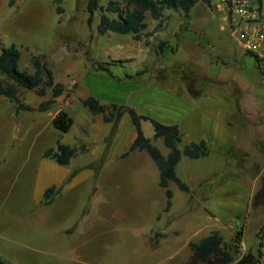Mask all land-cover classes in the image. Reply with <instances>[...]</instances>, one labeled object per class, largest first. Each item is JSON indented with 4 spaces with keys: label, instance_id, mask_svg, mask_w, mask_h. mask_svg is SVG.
Listing matches in <instances>:
<instances>
[{
    "label": "rangeland",
    "instance_id": "1",
    "mask_svg": "<svg viewBox=\"0 0 264 264\" xmlns=\"http://www.w3.org/2000/svg\"><path fill=\"white\" fill-rule=\"evenodd\" d=\"M10 1L0 0V48L12 43L16 45L20 51V70L32 72L31 57L40 56L52 72L56 73V78L63 80L71 89L76 83L77 75L70 64L77 59L92 65L99 64L101 60L108 61L112 69L123 73L122 64H114L110 58L118 57L119 47L125 46L131 40V34L112 31L100 34L96 26L101 11L96 10L92 21L89 22L87 0H59L60 13L53 0H13L12 4ZM107 1L99 0V4L104 6ZM145 21L148 28L143 30L144 33L152 35L154 27L160 30V36L150 42L151 51L162 49V45H166L165 40L174 43V35L189 28L190 31L182 32L188 38L195 37L198 46H201L203 55L198 56V62L207 58L213 66H218V77L224 82L214 79V84L220 82L221 85L218 86L224 89V92L231 98L239 99L245 115L242 121L243 130L248 132L253 128L259 134L255 145L250 141L254 140L253 137L243 139L245 146L236 152L237 160H233L232 153L219 156L211 152L207 158L198 160L182 155L183 158L177 167L178 175L190 188H198L201 185H214V188H217L219 184L230 181L229 177H238L241 183V190L236 192L238 197L235 199L231 196H214L199 201L201 196L197 193L190 201L189 195L180 190L174 181L169 180L168 187L173 193L172 205L169 211H164L165 191L158 185L155 165L148 154L143 152L152 165L144 158L133 165L122 164L116 168L102 169L99 185L89 179L73 188L64 199L61 197L58 201L60 208L68 210L70 214L52 218V227L48 226L47 230H44L47 238L30 241L26 239L27 242L23 237L21 239L23 243L29 244L30 250L25 251L35 260L31 264H179L185 256V250H177V246L155 249L150 236L152 237V232L164 228L167 218H170L172 221L168 226L178 225L182 228L179 239L182 241L189 237L190 228L197 227L198 221L204 220V217L195 219V216L202 213V204L215 214V218L208 221L212 222L215 228L228 222L232 224L229 229L231 231L243 228L244 241L249 247L257 240V230L251 222L252 218L245 221L247 214H242V211L255 209V200H252L250 192L253 180L251 175H258L264 168V82L253 57L242 48L226 21L214 11L210 3L199 1L187 13L165 9L159 23L146 13ZM178 21L181 24H178ZM163 53L169 55L170 51ZM184 53L182 51L175 58L166 60L175 64L183 63L187 59ZM154 56L155 54L151 53L143 65H152L154 62L151 58ZM179 73L182 74L171 72L166 75L168 78L173 75L179 77L178 81H185ZM233 76L236 81L232 79ZM71 78L75 79V83L69 84ZM88 80L89 78H84V82ZM212 80L209 76L204 78L207 83ZM81 82L80 79L78 83ZM184 89L182 85V90ZM46 91L50 92L52 88L48 87ZM18 97L22 102L31 105H38L44 99L35 90L26 88L20 89ZM193 97L192 102L205 99L204 96L195 94ZM73 99L78 112L79 108L83 107L75 95ZM14 104L15 101L0 95V233H3L4 237H8L10 231L14 230L15 233V228L19 225L12 223L14 220H22L21 214L29 210L47 208L43 203L33 201L31 196L39 150L51 142L53 137L62 141L72 140L77 131L75 126L68 132L59 131L51 125L43 126L47 115L23 111L21 120L29 121L30 117L41 118L42 123L37 124L36 129L45 128L43 131L48 132L43 142L40 139L29 150L34 144L31 143L34 133L24 136L19 132L23 126L19 119L20 113L16 114L13 109ZM49 107L54 111L59 107V103ZM236 124H233L232 131L234 134L237 132L238 137V121ZM152 130L150 123L144 125V134L151 135ZM154 144L166 152L167 148L161 138L155 140ZM183 144L182 141L178 146ZM11 153L14 154L11 156ZM259 155L262 156L260 160L257 158ZM235 170L244 176H231ZM263 176L264 169L258 176V190L261 186L259 180L264 178ZM249 193L250 199L247 202ZM75 194H78V198L72 200ZM221 204L223 207H220ZM158 214H161L162 218L157 219ZM6 221L8 224L5 231L2 223ZM208 232L209 228H206L203 235ZM6 240L12 243V239ZM5 252L11 254L10 251ZM4 259L17 264L13 262L16 257L13 260L6 257Z\"/></svg>",
    "mask_w": 264,
    "mask_h": 264
},
{
    "label": "crops",
    "instance_id": "2",
    "mask_svg": "<svg viewBox=\"0 0 264 264\" xmlns=\"http://www.w3.org/2000/svg\"><path fill=\"white\" fill-rule=\"evenodd\" d=\"M159 20L155 21L159 23ZM146 24V28H148V23L146 22ZM178 24H181V22ZM143 30L141 32V38L134 39L131 35V40L125 46L119 47L120 53L117 55L118 57L110 58L112 63L122 64L123 73L112 69L108 61L101 60L99 64L92 65L78 61L77 59L70 64L71 68L75 69L77 75V77H75L76 83L72 89L66 86L63 80L57 79L56 73L53 72L55 82L59 81V83L63 85L62 93L56 96L54 102L51 104L54 106L59 103V107L56 110L51 111L50 107H48L45 111H38L36 110L38 105L29 104L33 107L31 110L17 111V104H14L13 109H15L16 114L18 112L20 113L19 119L21 121V126H23L19 132L21 134L23 133L24 136H28L32 132L34 133L31 141V143L34 144L28 148L29 150H31L40 139L41 142H43L48 132L43 131L45 128H41L42 130L36 129L37 124L42 123L41 118L30 117L29 121L25 119H22V121L21 116L24 113L23 111H33L36 113H43L45 116L47 115V121H45L43 125L46 127H49V125L53 127V117L59 111H65L72 117V124L68 131L74 126L77 131L72 140L62 141L57 139V137H53L51 142L47 143V145H43L39 150V157L36 161V171L33 177V186L31 187V196L33 201L35 200L43 203L47 208L29 210L21 214L20 217L22 220H14L12 223L19 225V227L15 228V233L13 232L14 230L10 231L8 237H4L3 233H0L1 258L4 259L6 257L13 260V258L16 257L17 262L14 260L13 262L17 264H31L35 260L25 251V249L30 250L29 244L23 243L21 239L23 237V240L27 242V240L30 241L31 239L47 238L46 231L44 230H47L48 226L52 227V218L68 216L70 214L68 210L62 209V207L60 208L58 201L61 197L64 199L63 197L68 195L73 188L89 179L94 180V183L99 185L100 172L102 169L116 168L117 165L122 164L133 165L136 164L137 161L141 162L144 158L149 161L143 154V152H146L145 150H130V146L137 132L129 110H133L139 116H147L162 124H176L182 136V141L184 142L183 146L192 142L204 141L208 150L205 156L190 158L183 155L194 160L205 159L211 152L219 156L232 153L233 160H237L235 154L240 151V149L244 148L245 143L243 139L245 137H253L254 140L250 141L253 142L254 145L258 142L257 139L259 134H257L253 128H250L251 131L248 132L243 130L242 121H244L243 117L245 118V115L243 114L239 99L236 100L234 97L231 98L227 92H224V89L218 86L224 82L223 79L218 77L220 73L219 69L216 70L218 66H213L207 58L202 62H198V56L200 54L203 55V51L201 50L202 48H200L201 46H198L195 37L188 38V36L184 34L190 31L189 28L182 29L184 33L181 30V32L179 31L174 35V43L165 40L166 45H162V49L159 51L158 49L156 51H151L150 42L156 36H160V30L154 27L152 29V35L144 33ZM158 47H160V45ZM168 50L170 51L169 55H164L163 52H167ZM182 51L185 52L186 61L180 64H175L171 61L167 62L166 59L175 58ZM151 53L155 54V56L151 58L154 63L150 66H144L143 64L146 62L147 58H150ZM98 66H105L110 72L98 68ZM138 71H142V73L135 75ZM171 72H181L182 74L179 73L180 77L182 76L185 81H178L177 79H179V77H173V75H171L172 78H168L166 73ZM126 74L130 75V77H126ZM206 76H209L213 80L208 83L205 82L204 78H206ZM84 78H89V80L84 82ZM80 79L82 81L81 84L78 83ZM214 79L219 80L221 83L214 84ZM232 79L236 81L234 76ZM182 85H184V90H182ZM51 93L52 91H46L44 95H41L44 98L42 101L49 99ZM194 94L195 96H204L205 99L199 102H197V100L192 102ZM74 95L83 107L79 108L78 112L76 111V102L73 99ZM87 97H94L100 104L107 106L108 109L106 114H114L111 120H105L103 112L93 113L85 106L82 100ZM113 105L116 106V110H113ZM121 107H124V109L118 113ZM76 116L79 118L77 119ZM236 121H238V130L240 128L239 135L243 134L242 137L239 135L237 137V132L234 134L232 131V129H234L233 124H236ZM146 123H150L152 126L150 120H141L140 125L143 134L144 125H146ZM152 129L151 135H146L145 133L144 136L154 144V141L161 137H155L153 126ZM240 132L242 134H240ZM58 141L67 145L70 149L75 150V154L66 164H60L56 162L55 159L45 155L48 149L56 147ZM233 143H235V145H232ZM163 145L165 146L164 142ZM183 146H178V148L182 150ZM157 148L163 155H167L169 152L168 147H166V152H163L159 147ZM13 154L14 153H11V156ZM183 156H181L175 166V173L182 182L184 181L181 176L178 175L177 167ZM148 157L151 159L149 155ZM261 157V155H259V157L257 156L259 160ZM27 160L28 157L26 161ZM151 161L156 167L159 185V170L155 162L152 159ZM152 162L149 161L148 163L152 165ZM234 168H236V166H234ZM263 169L264 168H262L259 173H261ZM259 173L256 176L251 175L253 176V180L250 192L252 194V200H255V209L248 212L242 211L243 216L247 214L244 220L248 221L249 218H252L251 222L257 230V240L254 245H252L254 247H249L245 243L243 228L231 231L229 229L232 227V224L228 222L221 223L219 227L215 228L212 222H208L215 218V214L212 213L210 208L203 204L202 213L198 214L199 216H195V219L204 217V220L201 219L198 221L197 227L190 228L189 237L181 241L179 236L181 235L182 228L178 225L168 226L172 219L169 220L170 218H167L164 228L152 232V237L150 236L152 246L155 249L159 247L168 248L177 246V250H185V256H183L179 264H187V260L191 254L188 243L191 241L198 242L211 232L218 231L224 241L232 242L233 239L236 240L237 253L235 257L237 259L242 254L251 252L253 254H259L260 257L259 261L253 264H264V178L259 180L261 186L258 190L257 180ZM231 176L244 175L235 170L231 173ZM229 180L230 181L226 183L224 182L225 184L223 185L219 184L220 186L217 188H214V185L212 187L201 185L198 186V188H190L184 182L187 185L186 190L180 189L177 183L174 182L180 190L189 195L190 201L197 193L201 196L199 201H203L205 198H213L214 196H231V198L233 197L236 199V197H238L236 192L241 190V183L238 177H229ZM224 185L226 187H224ZM49 188L53 189L52 191H48V196H45ZM162 188L165 191V188ZM75 198H78V194H75L71 199L74 200ZM246 199L248 202L250 193L249 196L247 195ZM170 207L168 210H165L164 207V211H169ZM220 207H223V205L221 204ZM160 218H162V215L158 214L157 219ZM186 223H188V221H186ZM7 224V221L2 223V228L5 231L7 230ZM206 228H209V232L207 235H203ZM261 234H263V237H261ZM6 238L12 239V243L7 241ZM6 250L10 251L11 254L5 252Z\"/></svg>",
    "mask_w": 264,
    "mask_h": 264
},
{
    "label": "trees",
    "instance_id": "3",
    "mask_svg": "<svg viewBox=\"0 0 264 264\" xmlns=\"http://www.w3.org/2000/svg\"><path fill=\"white\" fill-rule=\"evenodd\" d=\"M57 6L58 13L61 7L58 6L59 0H53ZM202 1L209 4V0H108L104 6L99 4V0H87V11L89 13V22L92 21L93 13L96 10L101 11L99 22L96 26L100 34L108 31L121 34H131L134 39L141 38V32L146 28V13H149L152 19L159 20L163 16L165 9L182 10L187 13L197 2ZM261 3L263 0H257ZM13 0L10 1L12 4ZM20 51L15 44L2 46L0 48V95L15 101L16 110H31L32 107L22 102L18 97L20 88L33 89L38 95H44L48 87L52 88V95L49 99L38 104V111H45L54 102V98L62 93L63 85L55 82L52 70L37 55L31 57L32 72L20 70L18 60ZM108 72L110 70L105 66H98ZM138 71L135 75L141 74ZM126 77L130 75L126 74ZM93 113L103 112L105 120L109 121L114 114H106L107 106L100 104L94 97H87L82 100ZM116 110V106H112ZM132 121L136 127V137L130 146V150H145L151 159L155 162L159 170V185L165 188L166 206L165 210L171 205L172 192L168 188V181L173 180L180 189L186 190L187 185L182 182L175 173V166L182 155L190 158H199L208 153L204 141L185 144L180 150L178 144L182 141V136L176 124H162L147 116H139L133 110H129ZM109 113V112H108ZM141 120H150L154 128V136L161 137L166 147L169 148L167 155H163L160 150L144 136L141 130ZM72 124V117L65 111H59L52 119V125L59 131H68ZM75 154L74 149L67 145L57 142L55 148L48 149L45 153L47 157L55 159L60 164H66ZM49 188L45 193L48 196ZM262 243V242H260ZM236 240L232 242L224 241L218 231H213L209 235L201 238L198 242H189L188 246L191 254L187 264H253L258 262L259 254L246 252L238 259L235 257ZM0 264H12L0 257Z\"/></svg>",
    "mask_w": 264,
    "mask_h": 264
},
{
    "label": "built area",
    "instance_id": "4",
    "mask_svg": "<svg viewBox=\"0 0 264 264\" xmlns=\"http://www.w3.org/2000/svg\"><path fill=\"white\" fill-rule=\"evenodd\" d=\"M210 6L222 16L231 33L249 53L264 82V1L209 0ZM75 83L71 78L69 84Z\"/></svg>",
    "mask_w": 264,
    "mask_h": 264
},
{
    "label": "water",
    "instance_id": "5",
    "mask_svg": "<svg viewBox=\"0 0 264 264\" xmlns=\"http://www.w3.org/2000/svg\"><path fill=\"white\" fill-rule=\"evenodd\" d=\"M123 109L124 107L119 108L118 113H120Z\"/></svg>",
    "mask_w": 264,
    "mask_h": 264
}]
</instances>
